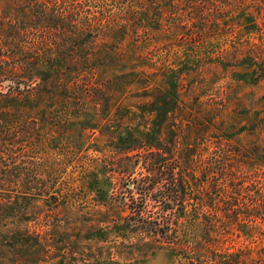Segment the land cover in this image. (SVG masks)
Masks as SVG:
<instances>
[{"label":"rangeland","instance_id":"1","mask_svg":"<svg viewBox=\"0 0 264 264\" xmlns=\"http://www.w3.org/2000/svg\"><path fill=\"white\" fill-rule=\"evenodd\" d=\"M0 264H264V0H0Z\"/></svg>","mask_w":264,"mask_h":264},{"label":"trees","instance_id":"2","mask_svg":"<svg viewBox=\"0 0 264 264\" xmlns=\"http://www.w3.org/2000/svg\"><path fill=\"white\" fill-rule=\"evenodd\" d=\"M162 96L164 97L166 94L164 93ZM140 148H142L141 145ZM135 156L136 162L141 160L140 168L143 171L140 173V178L137 179L134 177L130 182V203L127 204L129 211L125 217L127 221L126 226L141 230L143 233H149L152 236L167 238V234L163 229L165 228L166 230L169 228L168 222H170V219L166 216H161L162 223L157 219L154 221L148 220V218L144 217V215L147 214L146 202L152 199L166 205L167 203L163 201L164 194L161 192L162 187H164L161 181L166 180L169 182L168 184L170 185H167L168 187L166 188L168 191L174 190V192H179L178 188H182L181 177H175L173 175V167L170 164L169 157L163 155L159 148L135 153ZM139 157L141 159H139ZM178 180L180 181L179 183ZM176 181L178 184H176ZM135 195L137 197H135ZM166 219L168 221L167 223L164 222ZM156 221L158 222L156 223Z\"/></svg>","mask_w":264,"mask_h":264}]
</instances>
